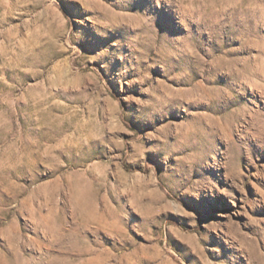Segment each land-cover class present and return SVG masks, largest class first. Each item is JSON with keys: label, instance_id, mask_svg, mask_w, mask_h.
<instances>
[{"label": "rangeland", "instance_id": "374dc122", "mask_svg": "<svg viewBox=\"0 0 264 264\" xmlns=\"http://www.w3.org/2000/svg\"><path fill=\"white\" fill-rule=\"evenodd\" d=\"M0 264H264V0H0Z\"/></svg>", "mask_w": 264, "mask_h": 264}]
</instances>
